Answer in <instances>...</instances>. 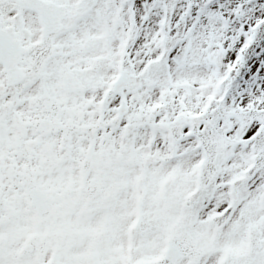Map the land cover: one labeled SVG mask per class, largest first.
I'll return each mask as SVG.
<instances>
[{"label":"snow or ice","instance_id":"6c2138e0","mask_svg":"<svg viewBox=\"0 0 264 264\" xmlns=\"http://www.w3.org/2000/svg\"><path fill=\"white\" fill-rule=\"evenodd\" d=\"M0 264H264V0H0Z\"/></svg>","mask_w":264,"mask_h":264}]
</instances>
